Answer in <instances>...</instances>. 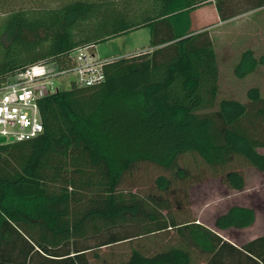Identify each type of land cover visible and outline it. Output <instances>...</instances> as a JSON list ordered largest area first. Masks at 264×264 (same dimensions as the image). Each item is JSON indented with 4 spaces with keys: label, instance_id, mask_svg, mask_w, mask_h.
<instances>
[{
    "label": "trees",
    "instance_id": "1",
    "mask_svg": "<svg viewBox=\"0 0 264 264\" xmlns=\"http://www.w3.org/2000/svg\"><path fill=\"white\" fill-rule=\"evenodd\" d=\"M216 0L222 22L264 8V0ZM0 0V89L40 62L71 65L78 48L148 28V48L116 57L94 87L59 90L39 101L43 133L0 145V264H93L100 250L176 230L154 253L132 247L117 264H264V235L237 246L190 218L168 199L122 189L142 164L175 178L179 160L199 156L232 190L246 179L236 161L264 173V97L219 101V65L209 30L192 13L211 0H63L54 7L12 9ZM243 7V6H242ZM264 60V59H263ZM248 69L241 72L242 69ZM257 67L252 51L236 67ZM172 179L157 181L168 192ZM167 212V213H164ZM253 208L233 206L220 231L244 230Z\"/></svg>",
    "mask_w": 264,
    "mask_h": 264
},
{
    "label": "rangeland",
    "instance_id": "2",
    "mask_svg": "<svg viewBox=\"0 0 264 264\" xmlns=\"http://www.w3.org/2000/svg\"><path fill=\"white\" fill-rule=\"evenodd\" d=\"M62 1L20 0L12 5V9L54 7ZM211 1L212 3L194 11L192 19L193 29L195 31L209 30L214 43L219 65V101L233 99L247 103V91L253 87L260 88L264 97V8L244 12L229 21L222 22L215 7L216 0ZM242 1L237 8H246ZM2 17L0 12V22ZM150 40L149 29L143 28L100 42L96 44L93 52L96 58H116L148 48ZM247 50L252 51L257 67L245 77H239L236 67ZM247 69L245 67L241 72ZM76 79V75L70 74L64 78H53L52 81L57 89L69 90ZM260 151L264 153V149ZM179 167L186 173L184 179L175 178L172 173H166L154 165L142 164L125 177L122 189L137 192L143 197L168 199L172 207L171 213L177 219L190 218L214 230H217L216 218L227 212L229 208L250 207L256 212V221L252 227L244 230H217V232L239 247L264 235V173L236 161L233 168L244 174L246 186L242 191H235L230 189L223 177L214 173L197 155L183 156L179 160ZM163 175L172 179V186L165 193L160 192L156 184L157 179ZM175 231L144 237L134 241L133 244L125 243L104 248L100 250L101 259L93 261V264H117L120 260L127 258L132 247L141 246L148 253H154L164 243L169 241L172 243L176 239Z\"/></svg>",
    "mask_w": 264,
    "mask_h": 264
},
{
    "label": "built area",
    "instance_id": "3",
    "mask_svg": "<svg viewBox=\"0 0 264 264\" xmlns=\"http://www.w3.org/2000/svg\"><path fill=\"white\" fill-rule=\"evenodd\" d=\"M71 56L68 67L40 62L8 78L0 89V136L6 137L7 143L30 140L43 133L39 101L59 91L53 78L74 74L79 87H94L106 80L105 66L115 60L96 58L89 47L78 48Z\"/></svg>",
    "mask_w": 264,
    "mask_h": 264
},
{
    "label": "water",
    "instance_id": "4",
    "mask_svg": "<svg viewBox=\"0 0 264 264\" xmlns=\"http://www.w3.org/2000/svg\"><path fill=\"white\" fill-rule=\"evenodd\" d=\"M13 139H11V141H12ZM7 143V139H6V137H4V136H0V145H3V144H6Z\"/></svg>",
    "mask_w": 264,
    "mask_h": 264
},
{
    "label": "crops",
    "instance_id": "5",
    "mask_svg": "<svg viewBox=\"0 0 264 264\" xmlns=\"http://www.w3.org/2000/svg\"><path fill=\"white\" fill-rule=\"evenodd\" d=\"M197 223H199V224H202L201 222H197ZM202 225H204V224H202ZM204 226H206V227H208L207 225H204ZM209 229H211V230H213V231H215V232H217V230H214V229H212V228H210V227H208ZM218 234H220L219 232H217ZM221 235V234H220ZM222 236V235H221Z\"/></svg>",
    "mask_w": 264,
    "mask_h": 264
}]
</instances>
